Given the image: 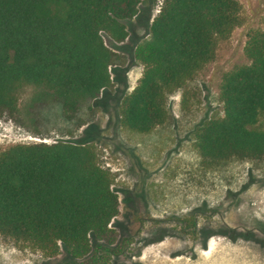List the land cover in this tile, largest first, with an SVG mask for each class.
I'll list each match as a JSON object with an SVG mask.
<instances>
[{
    "label": "trees",
    "instance_id": "1",
    "mask_svg": "<svg viewBox=\"0 0 264 264\" xmlns=\"http://www.w3.org/2000/svg\"><path fill=\"white\" fill-rule=\"evenodd\" d=\"M142 2L0 0V120L18 114L22 91L34 86L31 105L56 103L67 120L85 125L82 111L112 86L120 59L104 34L124 41ZM241 22L239 0H164L150 37L136 48L144 73L123 100L122 124L148 133L166 123L168 95L213 61L219 42ZM245 53L250 63L223 77L224 116L195 131L208 163L264 160V129L257 127L264 112V29L249 33ZM113 183L92 143L0 150V233L50 256L64 249L70 258L64 264H97L103 254L110 260L129 248L128 238L113 245L111 225L120 212Z\"/></svg>",
    "mask_w": 264,
    "mask_h": 264
},
{
    "label": "rangeland",
    "instance_id": "2",
    "mask_svg": "<svg viewBox=\"0 0 264 264\" xmlns=\"http://www.w3.org/2000/svg\"><path fill=\"white\" fill-rule=\"evenodd\" d=\"M239 2L241 24L219 42L212 62L168 95L169 118L151 132L127 129L121 110L144 73L136 48L150 37L164 0H143L138 14L127 22L124 41L104 34L120 59L112 66V86L102 91L92 110L82 111L85 125L67 120L56 103L31 105L34 86L22 91L18 114L0 120V150L57 141L96 147L120 198V212L111 225L117 235L113 245L127 238L129 243L125 253L106 261L103 254L97 264H231L228 257L241 261L235 264H264V160L208 163L196 147L197 127L225 114L224 75L250 63L245 53L249 33L264 29V0ZM257 127L264 129V112ZM212 236L231 238V253L216 250L219 247L203 253ZM220 245L227 246L225 241ZM66 254L61 249L50 256L0 233V264H64L70 260ZM187 256L194 261L187 262ZM219 259L225 261L217 263Z\"/></svg>",
    "mask_w": 264,
    "mask_h": 264
},
{
    "label": "crops",
    "instance_id": "3",
    "mask_svg": "<svg viewBox=\"0 0 264 264\" xmlns=\"http://www.w3.org/2000/svg\"><path fill=\"white\" fill-rule=\"evenodd\" d=\"M228 237V236H227ZM227 237H223V238H221V239H219V238H214L213 236L209 239V241H207L205 244V246H204V248H203V253H205V252H209L210 250H212L213 248H216V247H219V248H217L216 250H219V251H227V252H229V253H231V238H229V239H227ZM226 239H227V241H226ZM222 240V241H221ZM224 241L226 242V244H227V246H225L224 247V245H220V243L221 242H223L224 243ZM197 255V254H196ZM175 257H177V256H175ZM198 257V256H197ZM186 259H188V261L187 262H193L194 261V259H193V256L191 257V256H187V257H185ZM229 258V260H231V264H235L236 262H241L238 258H231V257H228ZM223 261H225V259H219V260H217L216 262L217 263H222Z\"/></svg>",
    "mask_w": 264,
    "mask_h": 264
}]
</instances>
